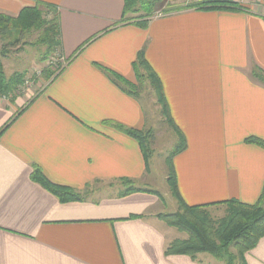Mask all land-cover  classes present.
<instances>
[{
  "label": "crops",
  "instance_id": "0c3cea01",
  "mask_svg": "<svg viewBox=\"0 0 264 264\" xmlns=\"http://www.w3.org/2000/svg\"><path fill=\"white\" fill-rule=\"evenodd\" d=\"M37 1L0 0V14L17 16ZM47 2L57 9L66 65L29 102L0 99V129L12 119L0 134V264H224L208 254L167 255L186 235L158 215L178 211L171 171L189 207L258 201L264 149L245 140L264 141V85L252 76L264 72V4L205 10L239 0H175L142 28L121 22L123 0ZM139 53L185 142L170 164L165 159L163 195L149 178L159 165H149L156 136L148 109L163 122L156 96L148 83L140 88L148 86V99L140 90L130 96L109 74L139 85ZM123 129L152 132L148 160ZM35 168L82 200L61 203L31 180ZM121 179L137 191L120 196ZM245 260L264 264V237Z\"/></svg>",
  "mask_w": 264,
  "mask_h": 264
},
{
  "label": "trees",
  "instance_id": "16d2710c",
  "mask_svg": "<svg viewBox=\"0 0 264 264\" xmlns=\"http://www.w3.org/2000/svg\"><path fill=\"white\" fill-rule=\"evenodd\" d=\"M123 1V19L121 22L131 21L145 28L149 20L153 17L156 3L160 0ZM199 9L240 10L243 7L233 2H214L208 3L205 7H200ZM170 11L166 10L165 12ZM127 14H131L132 17L125 18ZM32 32L40 34L39 43L46 47L45 57L41 59V62L46 61L47 55L59 53L60 31L57 9L51 3L47 2V0L37 1L34 6L23 8L14 17L0 14V36H14V41L3 45L0 49V99H5L10 103H14L16 100L17 96L14 93L23 83L25 74L14 73L7 78L4 73L3 61L8 58L10 48L18 46L22 36ZM63 68L59 67V71L54 77ZM133 69L139 85H131L124 82L115 74H109L115 85L133 97H137L144 83H148L152 88L157 103L160 106L161 115L179 137L174 150L167 158V162L170 164L171 159L184 149V138L169 115L160 81L154 71L149 67L143 53H139L137 56V60L133 64ZM43 72H46L47 78L48 76H53L47 70ZM252 76L264 85V72L262 70L255 68ZM11 121L12 119L0 129V134L7 128ZM123 132L140 145L146 160L152 156L151 143L153 134L151 131L142 132L123 129ZM245 142L264 149V141L257 138H247ZM31 180L56 196L61 203L82 200L79 194L67 188L49 183L38 168L33 169ZM120 181L122 186L126 188L120 196L137 191L131 187L129 181L125 179H121ZM167 182L170 186L172 196L177 200L178 211L172 214L158 215V218L180 233H184L186 239L171 243L166 249V254L185 255L191 258L196 257L198 254H208L224 264H247L245 255L264 237V185L256 203L245 204L235 200L226 201L222 203L225 210L224 216L213 220L210 218L206 207H189L184 204L177 193L175 177L172 171L168 175ZM231 250H234L235 253H232Z\"/></svg>",
  "mask_w": 264,
  "mask_h": 264
},
{
  "label": "rangeland",
  "instance_id": "374dc122",
  "mask_svg": "<svg viewBox=\"0 0 264 264\" xmlns=\"http://www.w3.org/2000/svg\"><path fill=\"white\" fill-rule=\"evenodd\" d=\"M259 3L264 4V0H239V6L245 8L250 7L252 4L255 6ZM156 8L153 14V17L156 15H163L164 12L169 9L172 3H167L165 0H160L156 3ZM128 17H132L131 14H127ZM152 17V18H153ZM40 34L36 32H32L30 34H24L19 42V45L15 48H10V53L8 58L3 61L4 73L8 78L14 73H24L25 76L23 78V83L18 87L15 91L14 95L17 98L21 99L23 103L29 102L33 95L39 91L44 85L49 82L55 74L59 71V64H50L49 62L56 56V53L47 55L46 61L41 62V59L44 58V54L46 52L45 45H40L39 38ZM14 41V36H0V49L3 45L8 44ZM49 71L53 74V76H46V72ZM148 86L145 85L143 89H140V93L144 95L145 98H149L150 93L148 92ZM149 102V101H148ZM149 116V124L152 128L153 133L156 136L155 143V155L150 160V166L157 161L159 167L151 166V175L149 178L151 183L156 186L158 192L163 195V190L166 186L163 177L161 176L163 171V164L165 159L168 158L169 154L174 150L177 142L175 141L176 135L174 131L169 127L165 118L162 116L163 122L159 120V118H153V114L151 115V110L148 109ZM153 118V119H152ZM178 140V138H177ZM148 178V179H149ZM117 189L108 190V193H115ZM167 209L166 213H171L172 209L170 204H166ZM209 216L213 220H217L224 216L225 210L224 207L216 208L212 210H207ZM232 253H235L234 250H231Z\"/></svg>",
  "mask_w": 264,
  "mask_h": 264
},
{
  "label": "built area",
  "instance_id": "2783aa9c",
  "mask_svg": "<svg viewBox=\"0 0 264 264\" xmlns=\"http://www.w3.org/2000/svg\"><path fill=\"white\" fill-rule=\"evenodd\" d=\"M165 1L167 3H174L175 0H165ZM157 16H160V15H157ZM154 17H156V15ZM49 63L50 64H59L61 67H64L66 65L65 60L61 58L59 53H56V56L53 59H51V61Z\"/></svg>",
  "mask_w": 264,
  "mask_h": 264
}]
</instances>
